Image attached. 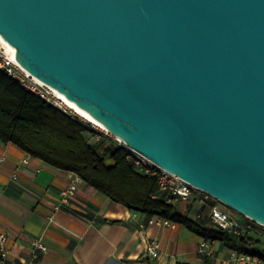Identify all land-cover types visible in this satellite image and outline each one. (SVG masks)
I'll list each match as a JSON object with an SVG mask.
<instances>
[{"label": "water", "instance_id": "95a60500", "mask_svg": "<svg viewBox=\"0 0 264 264\" xmlns=\"http://www.w3.org/2000/svg\"><path fill=\"white\" fill-rule=\"evenodd\" d=\"M33 75L264 226V0H0Z\"/></svg>", "mask_w": 264, "mask_h": 264}, {"label": "crops", "instance_id": "0c3cea01", "mask_svg": "<svg viewBox=\"0 0 264 264\" xmlns=\"http://www.w3.org/2000/svg\"><path fill=\"white\" fill-rule=\"evenodd\" d=\"M75 174L0 138V224L8 232L0 264H236V253L264 249L260 226L244 238L222 231L206 237L179 221L150 223L156 214L115 201L82 179L70 201L62 202L61 191ZM175 204L216 229L205 212L209 204L194 196ZM39 237L47 250L33 245ZM152 239L159 241L158 257L147 254ZM203 240L209 245L204 250Z\"/></svg>", "mask_w": 264, "mask_h": 264}, {"label": "trees", "instance_id": "16d2710c", "mask_svg": "<svg viewBox=\"0 0 264 264\" xmlns=\"http://www.w3.org/2000/svg\"><path fill=\"white\" fill-rule=\"evenodd\" d=\"M94 133L88 124L40 99L0 70L3 141L13 142L34 157L75 172L87 184L130 208L182 222L206 237L220 236L219 230L203 226L177 210L175 203L166 201L159 194L155 179L138 171L128 159V148L118 146L106 135L91 143ZM205 212L210 213L209 206H205ZM246 252L260 251L248 248Z\"/></svg>", "mask_w": 264, "mask_h": 264}, {"label": "built area", "instance_id": "2783aa9c", "mask_svg": "<svg viewBox=\"0 0 264 264\" xmlns=\"http://www.w3.org/2000/svg\"><path fill=\"white\" fill-rule=\"evenodd\" d=\"M11 46L12 45L0 34V70L5 71L9 76L40 99L59 107L73 119L88 124L95 130L93 138L96 140L106 135L118 146L128 148V159L134 164L138 171L155 179L159 187V194L163 196L166 201L171 203H176L179 200L188 201L194 196L196 199L209 204L210 219L217 230L244 238L248 235L249 231L255 229V223L257 222L254 220L248 217L247 219L243 215L235 214L231 212V210L226 209L224 204L220 201H215V197L209 192L158 164L141 151L129 146L121 137L112 134L107 129L100 127L76 112L62 101L53 86L45 83L20 64L16 58V48L14 47V52ZM80 181L81 177L75 174L71 183L61 191L62 202L67 203L70 201L71 197L76 194ZM149 222L169 224V219L165 217L161 218V215L156 214V217L150 219ZM259 226L261 225L259 224ZM7 241L8 232L0 224V253L2 256L7 255ZM33 245L43 250L48 249L47 245L40 237L33 240ZM208 246L207 240H203L201 249L204 250ZM146 251L150 257H158L160 255L159 241L156 239L148 241ZM235 261L236 264H264V249L257 254L238 252L235 254Z\"/></svg>", "mask_w": 264, "mask_h": 264}, {"label": "bare ground", "instance_id": "6f19581e", "mask_svg": "<svg viewBox=\"0 0 264 264\" xmlns=\"http://www.w3.org/2000/svg\"><path fill=\"white\" fill-rule=\"evenodd\" d=\"M11 47H12L13 51L15 52L14 46H11ZM54 89L56 90V92L58 93V95L60 96V98L62 99V101L64 103H66L68 106L73 108L76 112H78L79 114H81L82 116H84L85 118L90 120L91 122H94L95 124L99 125L100 127L107 129V127L102 122H100L99 120L94 118L92 115H90L86 110H84L81 106H79L74 100L69 99L65 95V93H63L62 91L58 90L55 87H54Z\"/></svg>", "mask_w": 264, "mask_h": 264}, {"label": "rangeland", "instance_id": "374dc122", "mask_svg": "<svg viewBox=\"0 0 264 264\" xmlns=\"http://www.w3.org/2000/svg\"><path fill=\"white\" fill-rule=\"evenodd\" d=\"M95 140H96L95 138H91L90 142L93 143ZM194 198H195V197H194ZM216 200H217V199L215 198V201H216ZM217 201L219 202V200H217ZM224 207H225L226 209L231 210V212H233V213H235V214L241 215L239 212H237L236 210H234L233 208H231V207H229V206L224 205ZM260 228H261V229L263 230V232H264V226L261 225Z\"/></svg>", "mask_w": 264, "mask_h": 264}]
</instances>
